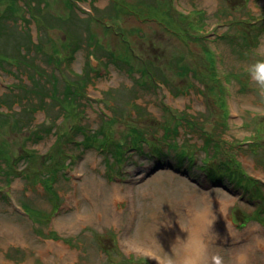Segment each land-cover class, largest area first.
<instances>
[{
	"label": "rangeland",
	"instance_id": "1",
	"mask_svg": "<svg viewBox=\"0 0 264 264\" xmlns=\"http://www.w3.org/2000/svg\"><path fill=\"white\" fill-rule=\"evenodd\" d=\"M0 50V264H169L204 210L209 259L264 264L258 202L180 157L218 145L264 194V0H0Z\"/></svg>",
	"mask_w": 264,
	"mask_h": 264
},
{
	"label": "bare ground",
	"instance_id": "2",
	"mask_svg": "<svg viewBox=\"0 0 264 264\" xmlns=\"http://www.w3.org/2000/svg\"><path fill=\"white\" fill-rule=\"evenodd\" d=\"M212 217L213 215L204 210L203 213L200 212V214L195 216H189L168 232L170 248L168 250L169 256L166 258L169 264H213L212 258L209 259V253L212 250L206 245L209 237V229L206 223L208 219L212 220ZM86 220H88V214H85L84 220H81L77 214H72L64 217L59 224L62 230H71ZM17 231L18 228L15 227L13 234ZM139 243L144 245H150L151 243L153 249L157 250L156 245L152 244L148 239L141 240ZM240 259H242V262H240ZM240 259H237L235 254H232L222 264H252L242 256Z\"/></svg>",
	"mask_w": 264,
	"mask_h": 264
},
{
	"label": "trees",
	"instance_id": "3",
	"mask_svg": "<svg viewBox=\"0 0 264 264\" xmlns=\"http://www.w3.org/2000/svg\"><path fill=\"white\" fill-rule=\"evenodd\" d=\"M3 51V50H0ZM19 51V50H18ZM71 85V84H69ZM73 86V85H72ZM73 91H71L68 88V94H71ZM75 94V93H74ZM77 94L75 95V97ZM74 97V98H75ZM109 134H106L107 138L103 140L99 145V149L101 151L112 153L110 151V141L111 138L108 136ZM206 137V140L211 143L214 136L203 134ZM88 136H86L87 138ZM144 144H147L150 152L154 155H158L159 157H163L164 153L163 151L158 148L156 143L154 142H145L142 138L136 139V142L131 144L130 146L135 150H141V152L144 153ZM211 151L204 150L206 157L200 158V163L196 161V151L199 150L198 148H193L191 152H184L180 157L182 160L188 161L190 164L197 163V168L199 171H203L206 173L207 177H216L218 179L225 178L228 182H233L234 187L241 189L243 192L247 194L249 198L252 200H256L258 203L256 205V208L253 212L257 213L259 216L262 217V220L264 221V194H262L261 188L258 186V182L254 180L253 178L249 177L246 172L242 169L240 163L238 160L234 158L233 155H231V159L227 161V163L224 165L219 162H212V158L214 156V152L219 151L221 148L218 145L212 146L211 145ZM122 152V151H121ZM208 152L210 154H208ZM113 155L116 156V152L113 153ZM157 156V157H158ZM117 157V156H116ZM123 160V156L121 158L117 157L115 162H121ZM189 172V171H188Z\"/></svg>",
	"mask_w": 264,
	"mask_h": 264
},
{
	"label": "clouds",
	"instance_id": "4",
	"mask_svg": "<svg viewBox=\"0 0 264 264\" xmlns=\"http://www.w3.org/2000/svg\"><path fill=\"white\" fill-rule=\"evenodd\" d=\"M247 73L260 90V94L264 96V59H254L247 66ZM213 261L214 264H222V259L219 256L213 257Z\"/></svg>",
	"mask_w": 264,
	"mask_h": 264
}]
</instances>
